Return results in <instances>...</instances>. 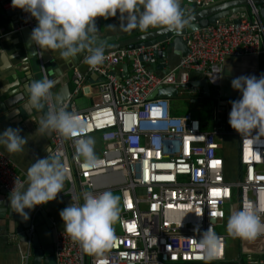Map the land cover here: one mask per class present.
<instances>
[{
  "label": "built area",
  "instance_id": "1",
  "mask_svg": "<svg viewBox=\"0 0 264 264\" xmlns=\"http://www.w3.org/2000/svg\"><path fill=\"white\" fill-rule=\"evenodd\" d=\"M0 1L6 9L13 8L11 0ZM248 1V12L231 16L225 23L185 31L188 54L163 73L154 72L148 64L156 51L168 48L169 39L151 46L104 51L102 64L88 65L86 71L81 66L73 68L74 87L61 105L85 121L86 130L78 135H99L101 147H94L98 165L83 167L75 161L78 137L66 139L56 131H52L49 155H62L69 165L71 180L65 195L71 203H83L85 192L118 191L120 219L113 225L111 248L99 254L84 252L64 227L56 229L55 264H264L260 256L264 234L246 245L248 239L229 236L226 231L229 216L243 207L259 209L264 221V137H241L221 119L219 107L214 110L216 125L205 129L192 112L173 113L169 98L153 96L162 86H174L178 96L201 94L200 87L189 85L191 71L215 83L228 56L264 55V19L252 0ZM213 2L197 0L199 7ZM19 19L23 23L16 29H33L37 23L21 9ZM127 61L131 70L124 75L122 64ZM92 76L97 77L93 90ZM80 94H91L92 103L78 108L74 98ZM43 101L47 113L56 106L53 95ZM226 134L238 141L239 176L235 181L227 179L226 160L219 152V138ZM15 179L25 181L0 150V193L9 194ZM207 229L217 237L211 260L203 259L200 242ZM34 232L32 223L24 234L31 238ZM11 238L18 239V234ZM229 238L240 242V254L229 255ZM30 261L28 250L16 264Z\"/></svg>",
  "mask_w": 264,
  "mask_h": 264
},
{
  "label": "clouds",
  "instance_id": "2",
  "mask_svg": "<svg viewBox=\"0 0 264 264\" xmlns=\"http://www.w3.org/2000/svg\"><path fill=\"white\" fill-rule=\"evenodd\" d=\"M11 6L29 13L37 21L29 39L42 50L58 53L62 60L75 58L87 52L84 62L96 67L104 62L103 47H92L98 33L96 18L115 17L116 24H108L109 30L121 31L161 28L180 32L190 25L191 17L181 10L179 0H11ZM0 52L7 54L4 50ZM54 80L45 76L25 85L28 100L33 107H42V101L53 95ZM230 86L240 93L239 99L230 101L228 124L243 138L264 137V74L240 75L230 81ZM36 132L46 135L56 131L64 138L78 137L74 141L73 159L83 167H96L94 138L78 135L86 130L85 121L59 104L46 116L36 120ZM255 130V136L252 135ZM21 129L7 127L0 131V146L8 153L23 150L27 140ZM83 158L81 161L80 158ZM71 180L69 165L62 155H47L36 159L26 169V180L15 179L9 193V206L25 220L36 205L56 199L57 194ZM26 185V186H25ZM259 209L243 207L233 212L226 223L229 236L253 239L264 234V221ZM64 231L73 241L79 242L86 253H102L111 248L114 241L113 225L120 219L119 197L105 190L98 194L85 192L83 203H71L59 211ZM217 237L207 229L201 237L203 259L214 258Z\"/></svg>",
  "mask_w": 264,
  "mask_h": 264
},
{
  "label": "crops",
  "instance_id": "3",
  "mask_svg": "<svg viewBox=\"0 0 264 264\" xmlns=\"http://www.w3.org/2000/svg\"><path fill=\"white\" fill-rule=\"evenodd\" d=\"M220 1V0H218ZM180 8L187 9L191 6L189 0H179ZM239 9L241 7H234ZM6 9L0 1V50H4L7 54L0 52V131H3L7 127L21 129L20 135L25 137L27 142L23 146V150L16 153H8L3 146H0L5 154L14 162L15 168L26 180V169L28 166L35 162L36 159L46 157L49 154L51 147L52 132L46 135H42L40 132H36L37 122L39 117L46 116L47 110L45 104L42 102V107L39 109L33 107L29 102L28 97H24L25 85L35 80L33 70L39 65L40 52L39 47L34 42L30 41L29 35L32 29L20 28L16 29L15 23L19 19L17 14L9 16L7 12L12 11ZM118 23L115 17L104 19L101 18L100 32L98 36L102 40L110 41V44L122 41L123 38L133 36L136 34H142L156 30L157 28H148L147 30H132L121 31L119 28L109 30L105 26L108 24ZM167 49V56H155L148 66L156 73H163L168 68L173 67L178 59L179 55L170 46ZM53 56V60L56 61L57 68L53 69L52 74L54 80V87L52 88L53 97L64 98V87L66 86V72L70 71L72 75V67L76 64L73 63V59L62 60L57 52L48 51ZM77 58V57H76ZM78 63L80 58L77 59ZM128 66V72H130V62L127 61L122 64L125 69V65ZM84 60L81 66L84 67ZM264 74V55H243V56H228L220 69L218 78L215 83L210 81V94L216 96L215 109L220 108L222 110L221 119L228 124V113L231 108L230 101L236 100L240 97V93L234 90L230 86V81L234 77L240 75H255L259 77ZM196 77V76H194ZM92 83V90L95 89L96 76H92L90 79ZM70 87L71 80H70ZM202 94V93H201ZM82 98H79V97ZM75 97V103L78 108H84L90 105L93 101L92 95H80ZM199 97V96H198ZM70 98V97H69ZM79 98V102L77 100ZM197 97H193L195 99ZM13 100V101H12ZM87 100V102H86ZM10 102L6 104V102ZM193 103L195 101H192ZM175 108V107H174ZM176 109V108H175ZM214 109V110H215ZM178 112H182L179 111ZM212 117H205L195 115L201 120L202 126L205 129L210 130L216 125V117L214 111ZM192 112V111H190ZM193 113V112H192ZM194 114V113H193ZM221 137L219 138L220 143ZM238 145V141H237ZM220 154L227 160V157L221 152ZM67 182V181H66ZM26 186V185H25ZM66 184L63 190L57 194L56 199L49 201L46 204L36 205V209L41 208L45 212V222L38 226L39 237L42 242H48L51 240V230L53 228H63V221L59 216V211L67 206L65 199ZM2 215L0 214V264H16L20 261L22 255L27 251L26 242L19 233L16 232V225L14 221L9 218V209L3 207L0 208ZM47 218L51 223L48 222ZM27 229V228H26ZM25 229V230H26ZM12 234H18V239H12ZM247 244L252 242L248 239ZM258 255V254H257ZM264 256L263 253L260 256ZM43 258L42 264H55L54 254H46ZM32 260V255H31Z\"/></svg>",
  "mask_w": 264,
  "mask_h": 264
},
{
  "label": "water",
  "instance_id": "4",
  "mask_svg": "<svg viewBox=\"0 0 264 264\" xmlns=\"http://www.w3.org/2000/svg\"><path fill=\"white\" fill-rule=\"evenodd\" d=\"M191 6L187 9H184L181 7V10L184 12L186 16L191 17L190 25L182 29L180 32L176 31H167L162 30L161 28H157L156 30L145 32L142 34H136L133 36H127L123 38L122 41L116 42L115 44H110V41L108 40H102L98 36L95 38V40L92 41V47H103L104 51L112 50V49H119V48H138L141 46H151L157 42L160 41H169L170 48L172 47L173 50L181 57L183 55L188 54L189 47L187 45V41L184 39V33L185 31L191 32L194 30H197L201 27H206L209 24H216V23H225L227 22L228 18L231 16H234L241 12H248L250 7V2L248 0H215V2L199 7L197 4V0H189ZM253 5H255L258 8L259 15L261 18L264 19V0H252ZM234 7H241L239 9H236ZM9 16H12L13 14H17L19 17V8L13 7L12 11L7 12ZM234 21L239 22V19L236 18ZM23 23L22 19H18L15 23V27H18L19 24ZM100 23H101V17L96 18V24L98 27V33L100 32ZM31 29V28H30ZM168 46V47H169ZM49 50H42L39 49L40 52V59H39V65L34 68L33 75H35V80L37 79H43L45 76L49 77L50 79L53 78L52 71L53 69L57 68L56 61L53 60V56L51 53L48 52ZM87 54V52H82L78 54L75 58H73V63L76 64L75 66H81L82 61L84 60V56ZM155 56H161L166 57L167 56V49L159 50L155 52ZM179 57V58H180ZM78 58H80L81 61L78 63ZM86 64V63H85ZM72 67L73 68L75 67ZM82 67V66H81ZM88 67V64L84 65L81 69L83 71H86ZM126 72H128V66L125 65L124 69V75H126ZM66 83L64 87V98H59V104H64L71 95V87H70V71L66 72ZM196 76V77H194ZM190 77L193 80L189 85L200 87L202 89L201 96L193 99L192 101L198 102L201 98H214L217 99L216 96H212L210 94V81L208 78H204L201 72L198 71H191ZM24 97H28V94L26 90L24 89ZM154 95H158L161 97L169 98L170 100L172 98L178 97L177 90L174 86H162L158 87L154 93ZM13 101V100H12ZM6 102V104H9L10 102ZM44 103V101H42ZM55 105H57V97L54 98ZM215 109V106H214ZM66 188L68 187L67 182H65ZM9 194L2 191L0 193V208L3 207V209L8 208L9 213L8 216L14 221V224L16 225V232L21 235V237L26 242V247L28 250L31 251L32 260L31 264H42L43 258L49 257L46 256V254H54V243H55V232L56 228H53L51 230V240L48 242H42L39 237V228L38 226L42 225L45 222V212L39 208L34 206L33 209L28 210L25 209V211L28 212V218L25 220L23 217H21L18 213L14 212L11 206H9ZM67 206L71 204L70 197L68 195L65 196ZM0 214L2 215V211L0 210ZM48 222L50 220L47 218ZM35 225V232L32 235L31 238H28L25 236L24 231L26 228L30 227L31 224ZM55 258V257H54Z\"/></svg>",
  "mask_w": 264,
  "mask_h": 264
},
{
  "label": "rangeland",
  "instance_id": "5",
  "mask_svg": "<svg viewBox=\"0 0 264 264\" xmlns=\"http://www.w3.org/2000/svg\"><path fill=\"white\" fill-rule=\"evenodd\" d=\"M71 86L74 87L73 82H71ZM190 96L198 97L201 96V94L198 93L194 95V94L186 93L185 95H180L176 98H172L171 99L172 107L173 108L175 107L176 109H179V111L182 112L192 111L194 113V116L197 115L202 117L203 119L209 116L212 117V112L214 110V104H215L214 98L200 97L201 99L198 102L193 103ZM79 98L82 97L80 96ZM79 98H77L78 102H79ZM92 137L94 138L95 141L94 147L99 150V148L101 147V142L99 141V135L96 134ZM220 143L222 145L221 152L223 155L227 157L228 160L226 162V177L230 181H235L238 179L239 176V163L237 161V138L229 134L222 135ZM113 194L119 197L118 191L114 192ZM245 244L247 245V242H245ZM228 245H230L229 255L231 257L241 253L240 242L238 240H235L234 238H229ZM242 257L243 259H246V255H242Z\"/></svg>",
  "mask_w": 264,
  "mask_h": 264
},
{
  "label": "trees",
  "instance_id": "6",
  "mask_svg": "<svg viewBox=\"0 0 264 264\" xmlns=\"http://www.w3.org/2000/svg\"><path fill=\"white\" fill-rule=\"evenodd\" d=\"M172 111H173V113H178V110H176L175 108H173Z\"/></svg>",
  "mask_w": 264,
  "mask_h": 264
}]
</instances>
